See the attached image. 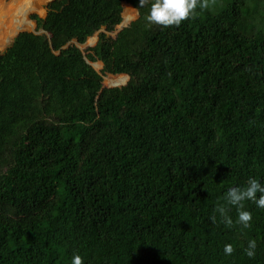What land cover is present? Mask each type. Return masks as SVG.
I'll use <instances>...</instances> for the list:
<instances>
[{
  "label": "trees",
  "instance_id": "1",
  "mask_svg": "<svg viewBox=\"0 0 264 264\" xmlns=\"http://www.w3.org/2000/svg\"><path fill=\"white\" fill-rule=\"evenodd\" d=\"M151 2L54 0L0 53V264H264V209L225 201L264 183V0L146 27Z\"/></svg>",
  "mask_w": 264,
  "mask_h": 264
},
{
  "label": "clouds",
  "instance_id": "2",
  "mask_svg": "<svg viewBox=\"0 0 264 264\" xmlns=\"http://www.w3.org/2000/svg\"><path fill=\"white\" fill-rule=\"evenodd\" d=\"M146 3H148V0H138V5L140 7H144ZM198 6L200 8L207 7L206 0H152L149 11L147 15L144 17L146 21V27H150L153 24L160 25L163 27H168L173 25L178 27L182 21L191 18L195 14V10L197 9ZM88 64L93 68V65L95 63L91 64L88 62ZM93 69L95 70V67ZM108 76H114V75H108ZM118 76H122V75H118ZM127 77H128L127 81H129V76ZM126 85L127 84L122 85V87ZM112 88H116V87H112ZM225 201L228 205H232L236 207L237 209L236 223H238L244 228H248L252 220V214L251 212L244 209V202L251 201L255 203L256 207L264 209V183H261L259 180L255 178H250L247 181L246 186L230 188L226 193ZM216 211L223 218V222L226 226H231L233 224V220L231 219V217L225 214L226 213L225 207L220 206L216 209ZM210 219L213 222H215V217H211ZM256 248H257L256 240L249 239L247 242V246L244 249V254L247 257L252 258L255 255ZM223 252L225 255H231L233 252L232 245L225 244L223 247ZM71 264H83V258L79 254H75L71 258Z\"/></svg>",
  "mask_w": 264,
  "mask_h": 264
},
{
  "label": "rangeland",
  "instance_id": "3",
  "mask_svg": "<svg viewBox=\"0 0 264 264\" xmlns=\"http://www.w3.org/2000/svg\"><path fill=\"white\" fill-rule=\"evenodd\" d=\"M51 2L53 1L0 0V53L6 51L16 35H19L20 33L27 32L35 35L44 34L48 37V34L42 33L41 30L37 31L36 24L33 20H31V16L37 15L39 18L44 19L47 15V6ZM129 16H132V20L129 23L124 24V19H127ZM138 17L139 15L136 10L128 4H123L121 14L122 22L116 27L114 32L107 33L104 29H102L100 32L89 38L83 45L77 44L75 41H72L70 44L75 45L85 55L87 53V49L95 46L89 43L90 39L95 38L97 42L99 33H106L108 37L114 39L123 28L128 27L132 22L136 21ZM20 21H23V28H20ZM102 69L103 67L95 68V70L99 73H101ZM110 80H112L111 76H105L103 79V86L106 88H112L109 84ZM127 82L125 84H127Z\"/></svg>",
  "mask_w": 264,
  "mask_h": 264
},
{
  "label": "water",
  "instance_id": "4",
  "mask_svg": "<svg viewBox=\"0 0 264 264\" xmlns=\"http://www.w3.org/2000/svg\"><path fill=\"white\" fill-rule=\"evenodd\" d=\"M123 30V29H122ZM42 33H45L44 30H41ZM17 36V35H16ZM49 37V36H48ZM13 42V41H12ZM93 68H94V65H93Z\"/></svg>",
  "mask_w": 264,
  "mask_h": 264
}]
</instances>
